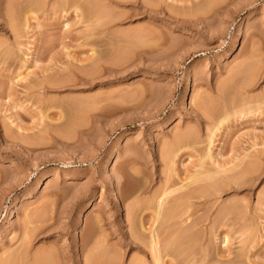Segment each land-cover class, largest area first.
Segmentation results:
<instances>
[{
  "label": "rangeland",
  "instance_id": "374dc122",
  "mask_svg": "<svg viewBox=\"0 0 264 264\" xmlns=\"http://www.w3.org/2000/svg\"><path fill=\"white\" fill-rule=\"evenodd\" d=\"M22 1L0 0V264H156L158 226L163 264H264V0ZM163 189L195 195L170 223Z\"/></svg>",
  "mask_w": 264,
  "mask_h": 264
},
{
  "label": "bare ground",
  "instance_id": "6f19581e",
  "mask_svg": "<svg viewBox=\"0 0 264 264\" xmlns=\"http://www.w3.org/2000/svg\"><path fill=\"white\" fill-rule=\"evenodd\" d=\"M24 1V0H23ZM22 1V2H23ZM29 2L31 1V0H28ZM38 1V0H37ZM65 0H58V4H59V2L62 4H64L65 2H64ZM123 1V0H122ZM133 1V0H132ZM11 2H13V1H11ZM32 2H35V1H32ZM31 2V4H33ZM86 2V1H85ZM125 2V1H124ZM9 3H10V1H9ZM36 3V2H35ZM56 3V2H55ZM67 3V2H66ZM86 3H88V1L86 2ZM90 3V2H89ZM25 4V3H24ZM38 4V3H37ZM57 4V5H58ZM60 4V5H61ZM76 4V3H75ZM102 4V3H101ZM14 5V4H13ZM72 5V4H71ZM79 5V4H78ZM7 7L6 8H8V11L10 10H12L11 8L13 7V6H11V4H7L6 5ZM29 6H31V5H29ZM36 6V5H35ZM43 6V5H42ZM89 6V5H88ZM11 7V8H10ZM31 7H33V6H31ZM30 7V8H31ZM37 7V6H36ZM63 7V6H62ZM79 7H80V5H79ZM82 7V6H81ZM30 8H28L29 9V11H30ZM39 8V7H38ZM77 8H78V6H77ZM88 8V7H87ZM93 8V7H92ZM18 9V8H17ZM70 9V8H69ZM76 9V8H75ZM99 9V8H98ZM14 10V9H13ZM12 10V11H13ZM23 10H24V8H23ZM33 10H35V9H33ZM78 10H79V8L77 9V10H75V11H77L78 12ZM92 10V9H91ZM11 11V12H12ZM84 11V10H83ZM87 12V11H86ZM95 12V11H94ZM101 12V11H100ZM110 11H108V13H109ZM10 13V12H9ZM13 13V12H12ZM29 13V12H28ZM82 14V13H81ZM11 15V14H10ZM91 15V14H90ZM101 15V14H100ZM25 16V15H24ZM29 16V15H28ZM95 16H97V14L95 15ZM22 17V16H21ZM27 17V16H26ZM25 17V18H26ZM98 17H100V16H98ZM107 17V16H106ZM110 17H114V16H110ZM121 17V16H120ZM30 18V17H29ZM29 18H26V19H29ZM118 18H119V16H118ZM117 18V19H118ZM14 19V18H13ZM16 19H17V17H16ZM16 19H15V21H16ZM22 19V18H21ZM31 19V18H30ZM30 19H29V21H30ZM114 20H115V18H114ZM21 21V20H20ZM28 20H26V22H27ZM93 21V20H92ZM23 22H24V20H23ZM96 22H98L97 20H96ZM13 23V22H12ZM19 23V22H18ZM109 23V22H108ZM13 25H14V23H13ZM27 25V24H26ZM104 25V24H103ZM107 25V24H106ZM18 26H19V24H18ZM101 27V26H100ZM14 28V27H13ZM15 28H17V27H15ZM15 28H14V30H15ZM103 28V27H102ZM19 29V28H18ZM93 30H95V29H93ZM92 30V31H93ZM96 35V34H95ZM15 37H16V35H15ZM100 66V65H99ZM92 67H94V66H92ZM91 72H93V71H91ZM263 101V100H262ZM228 116V115H227ZM227 116H225L224 117V119L222 118V120L219 122V123H216V124H218V125H221V124H223L224 123V121H225V119H227L228 117ZM220 120V119H219ZM228 120V119H227ZM221 123V124H220ZM216 127H217V125H216ZM219 127V126H218ZM217 127V128H218ZM214 135V134H213ZM264 150V149H263ZM263 153V152H262ZM261 153V154H262ZM254 154V153H253ZM246 155V154H245ZM247 155H250V154H247ZM259 155H260V153H259ZM263 155H264V153H263ZM207 156L209 157V158H212V155L209 153V151H208V154H207ZM262 156V155H261ZM203 157H205V155L203 156ZM257 157H258V155H257ZM256 158V157H255ZM259 158H261V157H259ZM258 158V159H259ZM255 161V160H254ZM250 162V161H249ZM218 163V162H217ZM254 163H256V162H254ZM237 163H235V165H236ZM221 165V164H220ZM248 165V164H247ZM253 166V165H252ZM228 167V166H227ZM232 167V166H231ZM235 167V166H234ZM203 168V167H202ZM247 168V167H246ZM245 168V169H246ZM227 169V168H226ZM233 169V168H232ZM251 169V168H250ZM217 170H218V168H217ZM214 171V172H211V174H209L210 175V178L211 177H215V174L216 173H220V171L218 172V171ZM221 170H224V169H222L221 168ZM225 171V170H224ZM228 171H230V170H228ZM227 171V172H228ZM204 172V171H203ZM195 173V172H194ZM208 173L209 172H207V175H208ZM222 173V172H221ZM225 173V172H224ZM235 173H237V171L235 172ZM228 176V175H227ZM193 177H195V176H193ZM206 177V176H205ZM218 177V176H217ZM178 178V177H177ZM190 178H192V177H190ZM204 178V177H203ZM235 178V177H234ZM237 178V177H236ZM167 179V178H166ZM194 179V178H193ZM199 179H201V178H199ZM206 179V178H205ZM214 179V178H213ZM173 180V179H172ZM177 180V179H176ZM202 180V179H201ZM238 180V179H237ZM202 181H204V180H202ZM234 181H236V180H234ZM165 182V181H164ZM191 182V181H190ZM212 183V182H211ZM222 183V182H221ZM182 184V183H181ZM192 184V183H191ZM197 184V183H196ZM204 184V183H203ZM217 184V183H216ZM223 184V183H222ZM189 185H190V183H189ZM206 185V184H205ZM210 185V184H209ZM208 185V186H209ZM204 186V185H203ZM218 186V185H217ZM227 186V185H226ZM182 187V186H181ZM194 187H195V185H194ZM205 187V186H204ZM221 187V186H220ZM223 187V186H222ZM179 188V187H178ZM210 188V187H209ZM218 188V187H217ZM182 189V188H181ZM195 189V188H194ZM164 191H166L165 189H163ZM174 190V189H173ZM172 190V191H173ZM179 190V189H178ZM200 190L202 191V190H204V191H202L203 193L204 192H206L207 191V189H205V188H203L202 189V187L200 188ZM199 190V192H201ZM209 190V189H208ZM221 190V189H220ZM177 190L175 189L172 193H171V191L170 192H168V190L165 192V193H163V195L159 198V200H158V205L156 206V209H155V212L157 213V215H156V213H155V216H157V217H155L156 218V220L157 221H160V223H161V218L163 217V218H166V219H168V221H166V219H165V221L168 223L169 221H171V220H173V221H175L174 220V216L172 215L174 212H175V210H177V211H179L180 209L181 210H183L182 208H184V209H187V208H185L184 206H186V204H188L189 202H190V200H191V198H195V195L193 194V192L191 193V192H187V193H182V195L181 196H179L178 197V199H173L174 201L172 202V203H170V204H168V202H166V200H167V198H169V195H171V194H173L174 192H176ZM202 192H201V194H202ZM209 192V191H208ZM216 192V191H215ZM218 192V191H217ZM161 193V192H160ZM171 193V194H170ZM195 193V192H194ZM205 194V193H204ZM160 195V194H159ZM206 195V194H205ZM204 196V195H203ZM207 196H209V195H207ZM212 196V195H211ZM158 198V197H157ZM199 198V197H198ZM211 198V197H210ZM172 199V198H171ZM155 200V199H154ZM139 201V200H138ZM157 203V202H156ZM193 203V202H192ZM230 205V204H229ZM155 206V205H154ZM190 206V205H189ZM150 207H151V205H150ZM180 208V209H179ZM231 208H233V207H231ZM179 209V210H178ZM232 210V209H231ZM186 211V210H185ZM184 211V212H185ZM181 212H183V211H180V213ZM224 212V211H223ZM152 213V212H151ZM226 214V213H225ZM228 214V213H227ZM175 215V214H174ZM178 215H181L182 216V213L181 214H178ZM144 216V215H143ZM177 216V215H176ZM175 216V217H176ZM147 217V216H146ZM161 217V218H160ZM172 217H173V219H172ZM179 217V216H178ZM223 217H225V216H223ZM162 218V219H163ZM176 219V218H175ZM139 220V219H138ZM146 220V219H145ZM144 221V220H143ZM163 221V220H162ZM181 221V220H180ZM142 222V221H141ZM164 223V222H163ZM162 223V224H163ZM166 223V224H167ZM170 223V222H169ZM176 223V222H175ZM175 223H173V225L175 224ZM189 223V222H188ZM182 223H180V225H181ZM193 224V223H192ZM154 225V224H153ZM179 225V224H178ZM147 226V225H146ZM152 226V225H151ZM163 226V225H162ZM175 226H177V225H175ZM142 227L143 228H145V226L142 224ZM159 227V226H158ZM158 227H153L152 229H150V227H149V235H150V237H148V238H150V242H151V244H150V246H152V251H153V255H154V259H155V262L154 263H156V264H163L164 262H163V260H162V258H161V255H162V253L160 252V249H161V247H160V245H161V242L164 240V233L165 232H163L162 233V230H161V232L159 231V229H158ZM169 227H171V226H169ZM168 227V228H169ZM187 227H189V226H187ZM92 228V227H91ZM90 228V229H91ZM162 228V227H161ZM181 229V228H180ZM86 230V229H85ZM98 230V229H97ZM183 230V229H182ZM92 231V230H91ZM140 231V230H139ZM143 231H145V230H143ZM170 231V230H169ZM173 231V230H172ZM177 231V230H176ZM98 233V232H97ZM167 233V232H166ZM185 233V232H184ZM184 233H182L183 234V236L185 235ZM175 234V233H174ZM142 235V234H141ZM166 235V234H165ZM177 235V234H176ZM221 235V234H220ZM227 235H228V233H227ZM226 234L224 235L225 236V242H228V236H227ZM140 236V235H139ZM169 236V235H168ZM171 236V235H170ZM179 236V235H178ZM29 237V236H28ZM138 237V236H137ZM176 237V236H175ZM174 237V238H175ZM188 237V236H187ZM228 237V238H227ZM93 238V237H92ZM178 239H179V237H177ZM176 238V239H177ZM26 239V238H25ZM104 239V238H103ZM140 239V238H139ZM143 239V238H142ZM168 239V238H167ZM183 239V238H182ZM181 239V240H182ZM27 240V239H26ZM134 240V239H133ZM132 240V241H133ZM135 240H136V238H135ZM184 240V239H183ZM186 240V239H185ZM90 241V240H89ZM139 241V240H138ZM144 241V240H143ZM148 241V240H147ZM166 241V240H165ZM174 241V240H173ZM30 242V241H29ZM104 242V241H103ZM135 242V241H134ZM172 242V241H171ZM184 242V241H183ZM96 243V242H95ZM165 243V242H164ZM173 243V242H172ZM97 244V243H96ZM162 244H163V242H162ZM181 244V243H180ZM105 245V244H104ZM140 245V244H139ZM170 245V244H169ZM25 246V245H24ZM86 246H87V244H86ZM165 246V245H164ZM168 246V245H167ZM171 246V245H170ZM103 247V246H102ZM105 248H106V246H105ZM169 248V247H168ZM25 249V248H24ZM94 249V248H93ZM103 249H104V247H103ZM151 249V248H150ZM186 248H184V250H185ZM183 250V251H184ZM25 251V250H24ZM107 251V250H106ZM20 252V251H19ZM41 252V251H40ZM92 252V251H91ZM102 252V251H101ZM105 252V251H104ZM108 252V251H107ZM110 252V251H109ZM17 253H18V251H17ZM94 253V252H93ZM93 253H92V255H93ZM160 253H161V255H160ZM45 254V253H44ZM50 254V253H49ZM101 254V253H100ZM20 255V254H19ZM91 255V256H92ZM104 255V254H103ZM194 255V254H193ZM97 256V255H96ZM102 256V255H101ZM41 257V256H40ZM44 257V256H43ZM90 257V256H89ZM93 257V256H92ZM99 257V256H98ZM109 257V256H108ZM188 257V256H187ZM35 258H36V256H35ZM38 258V257H37ZM101 258V257H100ZM104 257H102V259H103ZM195 258V257H194ZM200 258V257H199ZM192 259V258H191ZM206 259V258H205ZM20 260V259H19ZM35 260V259H34ZM36 260H38V259H36ZM91 260V259H90ZM93 260V259H92ZM98 260V259H97ZM104 260V259H103ZM196 260V259H195ZM188 261V260H187ZM35 262V261H34ZM93 262V261H92ZM95 262H97V261H95ZM94 262V263H95ZM197 262V261H196ZM171 263V262H170ZM196 264V263H195ZM223 264V263H222Z\"/></svg>",
  "mask_w": 264,
  "mask_h": 264
}]
</instances>
